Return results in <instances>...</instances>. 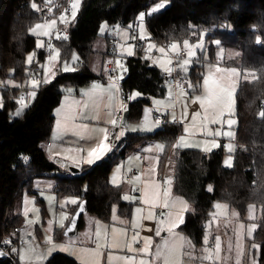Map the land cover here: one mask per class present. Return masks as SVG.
<instances>
[{"label":"trees","instance_id":"16d2710c","mask_svg":"<svg viewBox=\"0 0 264 264\" xmlns=\"http://www.w3.org/2000/svg\"><path fill=\"white\" fill-rule=\"evenodd\" d=\"M40 1L44 0H0V90L3 97L0 107V240L24 218L21 213H11L22 189L29 185L28 181L46 173L57 179L58 194L80 198L71 207L66 225L55 228V238L65 236L63 230L77 219L76 210L82 199H87L86 211L101 219L110 220L114 205H118L119 212L130 216L133 202L123 198L122 184L110 181L111 169L128 153L138 150V146L158 139L165 144L161 166L166 160H174L175 192L192 205L178 228L193 247L197 250L202 246L208 220L212 219L218 202L236 208L242 218L250 206L255 205L260 216L254 240L260 243V264H264V0H165L168 2L165 8L146 17L151 38L158 43L195 41L206 32L212 57L216 47L212 40L217 38L224 47L238 51L221 62L250 71V79L242 81L236 93L238 149L234 152L232 166L223 163L222 147L205 151L176 146L182 131L181 123L166 117L165 124H160L153 132H128L104 159L84 166L73 178L65 177L63 168L46 151L56 118L55 109L70 88L77 89L96 80L114 77L110 70L108 75L97 74L88 65L100 36L101 23L107 21L113 26L130 24L134 27L143 10L162 0H83L75 19L69 23L67 36L55 40L61 48L62 58L69 57L74 49L78 52L75 69L58 70L51 81L40 84L25 110L14 116L12 112L19 104L18 98L27 99L28 87L12 88L4 84L5 79L26 80L28 69H35L46 59L47 52L52 51L47 47L38 48L36 36L29 30L41 19L32 6V2ZM62 1L66 4L68 0ZM106 37L112 45L111 35L107 33ZM111 49L110 46L106 57ZM32 50L36 57L28 65L26 56ZM121 58L127 71L121 78L124 85L143 94L129 104L127 122H131L140 119L143 106L149 104L153 96L166 92L167 73L149 64L142 56L141 45L138 54ZM186 75L198 80L202 76L195 65ZM40 201L43 203L42 199ZM83 224L82 213L78 229ZM210 233L212 240L215 235ZM11 251L8 257L0 260L1 264H19L17 255ZM45 264L82 263L69 253L57 251Z\"/></svg>","mask_w":264,"mask_h":264},{"label":"rangeland","instance_id":"374dc122","mask_svg":"<svg viewBox=\"0 0 264 264\" xmlns=\"http://www.w3.org/2000/svg\"><path fill=\"white\" fill-rule=\"evenodd\" d=\"M69 1L72 5L70 13L64 9L62 14L54 16L50 20L41 18L34 22L29 29L30 33L36 36L38 48L47 47L49 50L52 49L51 52H47L46 59L39 62L35 69H28V77L22 82L12 77L5 79L4 84L12 88L19 87L22 90L28 87L27 99L26 97L18 98L19 104L12 112L14 116H18L25 110L34 98L40 84L51 81L58 70L68 71L76 67V63L79 60L78 52L74 49L69 57L62 58L61 48L55 42V40L67 36L69 23L75 19L83 0ZM167 5L168 2L165 0L153 2L147 10H143L140 13L138 23L134 27L130 24L117 25V28H119V55L125 58L138 54V48L141 45L142 56L148 60L150 65L160 68H162V65L166 67L164 70L168 71L173 54L184 50L185 53L179 57V67L186 73H189L191 67L195 65L196 70L201 72L202 77L199 80L198 78L189 79L187 82L188 90L175 93L171 97L173 102L169 101L168 95L170 92H167L164 96H154L150 104L144 106L141 118L129 122L128 126H124L122 119H118L116 114L118 110H116V121L112 125L119 126L118 138L129 131L150 132L161 126L153 117L152 109L157 108L166 113V108H169V111L172 113V120L177 117L178 113L181 114V135H185L191 130L198 134H202V132L213 134L214 131V134L219 133L218 139H215L216 142L217 140L220 141L222 135H225L229 142L227 146L223 147V163L226 166H232L234 163V152L238 149V146L233 140L235 131L230 127L226 129L225 123L232 122V119L237 120V92L231 86L218 81L219 79L216 77L212 76V80L207 77L205 81L203 77L208 71V64L217 62L226 65L221 60L225 57L230 58L236 55L238 51L232 47H224L219 39L214 38L212 42L216 47L212 57L209 54L206 32H203L201 37L195 41L186 39L182 42L173 41L168 45L158 43L151 38L146 17L148 14L159 11ZM112 26L107 21L101 23L100 36L95 42L94 52L88 61L89 67L97 74L109 71L103 67V61L107 59L106 53L109 47L111 46L112 48L106 37L107 33L108 35L112 34ZM50 39L51 44L49 45L48 40ZM35 55L34 50L27 54L26 63L28 65L33 63ZM118 63L120 77L122 78L125 76L124 71L126 67L121 57ZM224 75L230 76V74L226 73ZM109 80L114 81L119 96H121L122 93L118 82L114 77L94 82L104 83ZM71 90L74 89L70 88L69 91ZM133 92L137 93L138 91L135 90ZM2 100V91L0 90V107L3 105ZM75 126L81 129V123ZM230 133H233V137H230ZM104 137V144H106L107 149L109 151L112 150V147L107 142V131ZM92 138L97 144L103 142L97 133ZM193 142L201 141L193 140ZM47 147L48 144L46 145ZM189 147H193V145ZM137 149L136 151H131L124 160H119L113 165L109 178L111 182L122 184L123 186H127L130 183L134 184L133 180L128 181L125 178V176L131 173L132 169H137L133 173L132 178L140 177L143 165V160L140 159L142 150L139 149V146ZM166 162L167 166H165L164 171L168 181L165 183L164 191L161 190L162 183L158 176H156V189L158 193L151 192L145 197V200L139 201L141 202V206H139L140 204H138L137 200H142V190L146 182L149 183L148 180H143V188L141 184L136 183L139 184L136 190L134 187L132 191H126L123 195L124 199L133 202L130 216L119 212L118 205L113 206L110 220L101 219L88 211L83 212L84 224L80 227V230L78 229L77 234L71 235V238H69L71 244L76 246V253H78V258L82 264H190L189 260L183 257L182 250L177 251L175 249V245L185 242V234L178 227L184 221L183 218H185L187 211L180 213V207L175 202L171 201L169 203L167 200L168 190L174 185L175 162L174 160H166ZM60 166L64 171V167ZM25 188L22 189L13 203L11 213L19 214L22 212L23 195L29 194L32 199L30 209L22 213L25 214L28 220V226L24 232L19 233L20 238L17 239L18 241L16 240L11 250L17 255L19 264H45V261L52 253L57 251L67 253L71 245L67 244L68 237L66 236L57 239L52 234V237L48 235L45 230L47 221L43 222L45 216L47 215L48 219L55 220L59 226H62L71 214V207L77 204L80 198L77 195L58 194V192L49 191L44 195L39 194L38 196L40 197L38 199ZM40 199L43 200V203ZM156 203H158L157 205L162 203L167 208L165 211L166 215L164 213L167 220L161 221L155 216L154 207L157 206L155 205ZM221 207H224L225 211L220 210ZM259 214L260 211L258 212ZM212 216L215 218V221H219L222 216H225L224 221L219 222V226L221 227L217 230L214 242L216 243V249L222 264H258L256 260H252L249 252L253 245L259 244L258 246H260V243L255 241L253 237L252 241V238L249 239L246 236L245 222H243L239 211L236 208L230 207L225 202H218L215 205ZM179 220L180 223H176ZM174 223L175 225L172 226ZM208 223H211V218L208 220ZM206 229L204 242L198 248L197 254L202 256V259L214 261L215 249L207 246L211 238L210 225ZM223 233H225V240L222 237ZM140 245L147 246L143 250H140ZM191 251H186V256Z\"/></svg>","mask_w":264,"mask_h":264},{"label":"crops","instance_id":"0c3cea01","mask_svg":"<svg viewBox=\"0 0 264 264\" xmlns=\"http://www.w3.org/2000/svg\"><path fill=\"white\" fill-rule=\"evenodd\" d=\"M161 67L162 68L160 67L159 68L168 74L169 69L168 71L167 70L165 71L164 69H166V67L162 65ZM179 69H180V72L186 76L187 82L189 79H197V78H194V76H187L186 72L183 71L181 67H179ZM249 72L250 71H248L247 69H241L234 65H222L217 62H213V63L208 64V71L205 73L203 80L205 81L207 77H209L210 80H212L211 78L212 76L216 77L219 79L218 81H220L223 84L231 86L233 90L237 92L240 86V83L244 80L250 79ZM224 73L230 74V76H225ZM103 74L108 75L109 73L107 71ZM185 90H188V89H183L181 86H173V85L167 84L166 92L163 95H158V96H164L167 94V92H170L168 95L169 101L173 102L171 97L175 93H180ZM121 97L122 95L119 96L118 89L114 81L112 80L106 81L104 83H96L93 81L88 84H84L78 87L77 89L66 92L62 97V100L60 103L61 105H58L56 107V112H55L56 118H55L54 126L51 132L52 138H50V142H48V147L46 148L49 157L53 159L55 162H57L59 165H62L65 170H67V168L71 169V167L78 168L79 170L76 173L80 172L84 166L93 165L97 162H100L102 159H104L108 155V152H109L106 144H104V139H105L104 136L106 134L107 128L110 125L114 124V122L116 121L115 112L116 110L121 109V100H122ZM139 97H143V94L141 92L139 91L137 93L133 92V99L139 98ZM145 105H147V103ZM144 106H143V110H144ZM163 113L165 114V117H167V119L172 120L171 119L172 113L169 111V108H166V113L165 112ZM142 114H143V111H142ZM174 120H178V122L181 123L182 121L181 114L178 113L177 117L174 118ZM79 123H81V129L75 126L76 124H79ZM128 123L129 122H126V124H123L122 122L124 126H128ZM238 126H239L238 117H237V120L232 119V122L228 124L225 123L226 129L230 127L232 130L235 131L234 137H233V133H230V137L234 138V139L233 138L231 139H233L236 144H237ZM153 131L151 130L150 132H153ZM129 132H132V131H129ZM136 132H139V131H136ZM96 133L103 140L101 144H97L95 141L92 140L93 139L92 137L95 136ZM125 134H122L121 137H123ZM218 135L219 133L214 134V131H213V134H206V132H202V134H198L197 132L191 130V131H188L185 135L179 134L175 145L178 147H184V146L189 147L193 145L192 148L196 147V148H200L205 151H211L214 149H219L220 147L223 148L224 146H227L229 141L225 135H222V137L220 138V141L218 140L217 142L215 141V139H218ZM193 140H200L201 142H193ZM224 141H227V142L223 144ZM139 149L142 150V153L140 155V159L143 160L142 173L139 178H132L133 173L137 171V169H132L131 173L128 174L130 175V179L128 180L127 176H125V178L128 181L133 180L134 184L130 183V184H127V186H124V189H125L124 194H125L126 191H132L134 187L136 190V187L139 184H141L143 188V180L149 181V183L146 182L144 189L143 190L141 189L142 190V194H141L142 200L139 199L137 200V202L145 200V197L149 195L151 192L158 193L156 189V183H157L156 176H158L159 180L162 183V189H161L162 191L165 190V183L168 181L165 176V171H164L165 166H167V162L165 161L163 164V167L161 166L162 154L165 151L164 142L158 139L149 140L144 146L142 147L140 146ZM126 156L123 158V160L126 158ZM160 175H163L166 178L165 182L161 180ZM28 182H29V185L26 186L25 189L30 191V193L32 192V194L36 196V198L38 199L40 197L38 196L39 194L44 195L45 193H48L49 191L57 192V179L54 176H51L50 174L36 176ZM112 183L115 184L114 182ZM136 183H139V184H136ZM169 190H168L167 200L169 201V203L171 201L175 202V204L178 207H180V213H182L183 211H189L192 209L191 203H189L184 197L180 196L179 194L175 192L174 185ZM31 200L32 199L29 196V194L23 195L21 214L24 213L25 211H29ZM162 203H160L159 205L164 206V204ZM138 204H140L139 206H141V202H139ZM157 204L158 203H156L155 205ZM159 205L154 207L155 211ZM220 210L225 211L224 207H221ZM258 212H259L258 207L255 205H252L248 209L245 215V218H243V222H245V228H246L245 234L249 239H251L252 237L254 238L255 231L258 226V218L260 216V214L258 215ZM23 216L26 218L25 214H23ZM224 219H225V216H222L219 221H215V218L212 216L211 223L207 224V226L210 225V232L214 233L215 235L214 242L217 236V230L219 229V227H221L219 226V222L224 221ZM67 220H68V217H67ZM46 221L47 223L45 225V230L47 231L50 237H52V235L54 237L55 228H61L66 225V222H65L62 226H59L58 222H56L55 220L53 221L52 219L51 220L48 219L47 215L44 218V222ZM75 222H76V219L70 224V226H75ZM176 223H180V220ZM173 225H175V223L172 224V226ZM65 236L68 237L67 244L68 245L71 244V241L69 240L71 236H67V235ZM222 237H223V240H225V233L222 234ZM16 238L19 239L20 234L17 235ZM253 238L251 239L252 241H253ZM210 241L211 240L209 239L208 244H207L208 247H209ZM214 244L215 246L213 248L209 247L211 249H215V254H214L215 260L214 261L202 259V256L197 254L198 249L196 250L193 247V245L189 242L186 236H185V242L175 245V249L177 251L182 250L183 257L188 259L190 264H217V263L222 264L221 259L218 256V252L216 249V243ZM258 245L255 244L250 248L251 251L249 252V255L252 257V260L254 261L256 260L258 264H260V246ZM146 246L147 245H140V250H143ZM69 248L70 249L67 251V253H69L70 255L74 256L75 258L79 260L78 253H76V246L71 244ZM190 250L192 251L187 253L188 255L186 256V251H190ZM11 252H14V251H11Z\"/></svg>","mask_w":264,"mask_h":264},{"label":"built area","instance_id":"2783aa9c","mask_svg":"<svg viewBox=\"0 0 264 264\" xmlns=\"http://www.w3.org/2000/svg\"><path fill=\"white\" fill-rule=\"evenodd\" d=\"M32 6L34 7L35 11L39 13L40 17L46 20H50L54 16H58L64 12V9L67 10L68 13L72 10V5L70 1L68 0L66 4L63 3L62 0H44L40 1L38 3L32 2ZM120 26V24H119ZM112 49L110 55L107 57V59L103 62V67L107 68L111 71L112 75L114 76L115 80L118 82L119 89L122 93V100H121V109H119L116 114L118 119H123L124 115L129 107V104L133 100V91L129 88H127L121 77H120V67L118 60L120 59L119 55V28L117 26L112 27ZM48 44H51V39L48 40ZM49 50V48H47ZM185 52L182 50L180 53L173 54V59L170 63L169 72L167 74V84L173 85V86H181L183 89H188V83L187 79L184 74L180 72L179 69V57L183 55ZM122 60V58H121ZM126 70L124 71V74H126ZM152 115L155 118L156 121L159 122V124L163 125L166 122V117L163 111L153 108L152 109ZM119 134V126L110 125L107 128V142L111 147H114L117 143V139ZM225 144V141L223 142ZM242 145L239 144V148H241ZM47 174V173H46ZM63 175L67 178H73L76 175V172L72 169H67L63 171ZM161 180L163 182L166 181V178L163 175H160ZM127 179H130V175L127 176ZM167 210L166 207L163 205H159L156 208L155 215L160 218L161 220H165L164 212ZM28 225L27 219L24 217L20 223L15 225L9 233H6L3 235L2 239L0 240V256L1 255H9L11 248L14 247V243L16 242L14 235L19 234L21 232H24L26 230V227ZM214 237L209 243V247H214Z\"/></svg>","mask_w":264,"mask_h":264},{"label":"water","instance_id":"95a60500","mask_svg":"<svg viewBox=\"0 0 264 264\" xmlns=\"http://www.w3.org/2000/svg\"><path fill=\"white\" fill-rule=\"evenodd\" d=\"M127 117H128V110L126 111V113L124 115V118H123V121H122L123 124H126ZM71 169L74 170L75 172H77L79 170L76 167H71ZM86 210H87V199H82L81 202L79 203V206H78L77 210H76V213H77V216L78 217L76 219L75 226H69L66 229H64L63 230L64 235L71 236V235H74V234H77L78 233L79 217ZM6 257H8V255H1L0 256V260L4 259Z\"/></svg>","mask_w":264,"mask_h":264}]
</instances>
